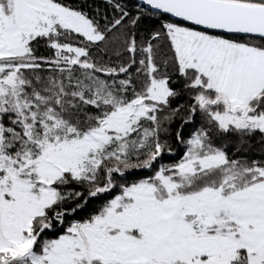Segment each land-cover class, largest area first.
Returning <instances> with one entry per match:
<instances>
[{"label": "snow or ice", "instance_id": "6c2138e0", "mask_svg": "<svg viewBox=\"0 0 264 264\" xmlns=\"http://www.w3.org/2000/svg\"><path fill=\"white\" fill-rule=\"evenodd\" d=\"M0 264H264V0H0Z\"/></svg>", "mask_w": 264, "mask_h": 264}]
</instances>
